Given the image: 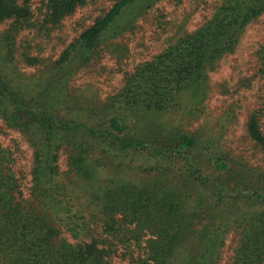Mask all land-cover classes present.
<instances>
[{"label":"trees","instance_id":"obj_1","mask_svg":"<svg viewBox=\"0 0 264 264\" xmlns=\"http://www.w3.org/2000/svg\"><path fill=\"white\" fill-rule=\"evenodd\" d=\"M88 1L43 0V23L56 27ZM160 1L115 0L28 75L19 63L40 62L17 57V37L34 26L31 0H0V24L9 22L0 32V120L32 151L24 200L12 151L0 143V264H220L233 231L228 264H264V169L160 120L197 109L208 72L236 50L264 0H217L202 25L125 73L104 101L71 92L104 49L125 56L120 38ZM248 127L264 149L257 122ZM62 152L77 186L59 179Z\"/></svg>","mask_w":264,"mask_h":264},{"label":"rangeland","instance_id":"obj_2","mask_svg":"<svg viewBox=\"0 0 264 264\" xmlns=\"http://www.w3.org/2000/svg\"><path fill=\"white\" fill-rule=\"evenodd\" d=\"M114 2L89 0L64 17L59 25L51 27L43 23V0H31L34 26L20 32L17 37V57L27 52L38 58L40 64L27 66L19 63L20 71L28 75L41 72L97 17L105 14ZM216 2L160 1L138 20L132 33L120 38V44L128 49L125 56L112 49H104L93 69L88 68L74 77L70 83L72 94L86 98L78 102H100L115 94L123 84L125 73L153 58L177 37L202 25L211 16ZM8 25L9 22L0 24V32L8 28ZM119 42L114 46L121 49ZM207 90L205 99L197 102L196 110L189 112L184 106V110L178 114H164L160 117L161 123L178 127L190 134H198L202 139L213 142V147L227 151L230 157H241L251 167L264 169V149L250 137L248 131L249 122L254 119L264 135V14L247 26L236 50L220 59L208 72ZM0 143L12 151L15 160L13 169L23 184L21 189L26 200L29 196L26 189L30 187L32 151L22 135L7 128L1 120ZM68 169L66 153L62 152L59 158V179L63 186L68 183L77 186L79 181ZM236 239V231L227 237L220 264L229 263ZM114 259L116 263L127 264V259Z\"/></svg>","mask_w":264,"mask_h":264}]
</instances>
